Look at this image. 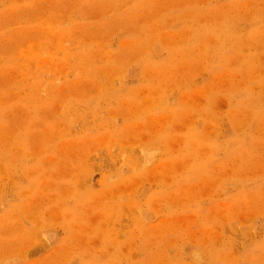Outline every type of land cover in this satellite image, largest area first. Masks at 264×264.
I'll use <instances>...</instances> for the list:
<instances>
[{
  "label": "rangeland",
  "instance_id": "rangeland-1",
  "mask_svg": "<svg viewBox=\"0 0 264 264\" xmlns=\"http://www.w3.org/2000/svg\"><path fill=\"white\" fill-rule=\"evenodd\" d=\"M0 264H264V0H0Z\"/></svg>",
  "mask_w": 264,
  "mask_h": 264
}]
</instances>
